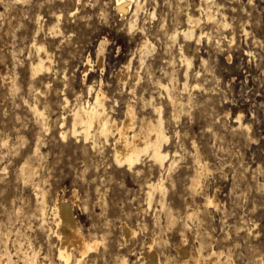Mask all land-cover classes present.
I'll return each instance as SVG.
<instances>
[{
    "label": "rangeland",
    "instance_id": "1",
    "mask_svg": "<svg viewBox=\"0 0 264 264\" xmlns=\"http://www.w3.org/2000/svg\"><path fill=\"white\" fill-rule=\"evenodd\" d=\"M84 2L77 9L74 0H0V252L6 243L9 264L30 252L41 264H62L50 208L74 198L79 229L100 241L85 264H140L149 245L161 264H194L211 252L223 264H264V0H139L133 28L114 0ZM206 5L213 20H205ZM188 15L200 18L199 41L181 34ZM35 45L52 54L37 77ZM127 70L124 81L116 76ZM159 83L181 102L176 118ZM99 89L117 121L127 103L140 117L162 106L169 173L148 155L133 169L117 165L103 139L90 149L59 137L62 117ZM35 98L46 109L42 125L29 110ZM29 169L36 173L27 177ZM161 177L164 208L159 193L148 206L146 185ZM125 224L135 230L127 241Z\"/></svg>",
    "mask_w": 264,
    "mask_h": 264
},
{
    "label": "bare ground",
    "instance_id": "2",
    "mask_svg": "<svg viewBox=\"0 0 264 264\" xmlns=\"http://www.w3.org/2000/svg\"><path fill=\"white\" fill-rule=\"evenodd\" d=\"M15 1L19 2V0ZM74 1L77 5V9H79V7L82 9L84 8V0ZM132 2L134 5L131 4ZM114 5L115 10L118 12V14L122 18L126 17L130 28L136 26L138 21V12L141 9L139 0H114ZM203 11L206 21L213 20V15L208 5L205 6ZM199 22L200 18H196L191 15L187 16V28L181 30V34L185 39L190 40L194 38L197 41L201 39L200 34L197 36L195 35V27L199 24ZM219 26H225V24L222 22L219 23ZM35 49L37 59L36 62L32 63L30 66L31 75L33 77L42 75V73H47L51 68L52 62L51 52L47 51L41 45H35ZM138 50L140 58L139 60L141 64L145 55L147 54V42L143 41ZM100 53H98L99 56ZM184 60L186 61L188 68V66L191 64V60L190 58H184ZM87 62H89V60H87ZM137 70L138 68L136 69L133 77L135 82H137L139 79ZM128 75V70L124 74H122L120 71H118L116 74V76L123 81ZM183 86H186V83H184ZM163 87L167 92V102L169 106L172 107V117L176 118L178 116L177 106H180L181 102H178L167 91L168 87ZM92 89V86H90L88 89L89 93L92 91ZM64 103L66 105L68 104L67 98H64ZM29 108V110L34 114L35 118L37 117L38 119H41L40 123L42 125V120H44L46 109L44 108L43 110H41L39 108L36 98ZM161 111L162 106L160 104L155 105L152 108V115L150 117H140L136 114L134 105L131 103H127L122 118L120 119V121H117V119L110 114V111L105 104L104 92L99 89L94 94V97L91 101L86 100L85 102L75 104V106L70 110L68 119L67 117H62L60 126L61 128H64V130L59 131V137H61V139L63 140L69 137L73 138L75 139V141H80L82 142V144L88 145L90 149H95L101 142L100 140L103 139V142L105 143L110 142L109 145L112 149L113 160L117 165L126 166L128 169H133L136 168L139 164L141 156L148 155L159 167L164 169L165 173H169L174 166V160L171 159L172 155L170 156V153L164 147L165 143L169 140V136L165 130V121L161 116ZM237 122L240 127L242 125L241 122ZM39 127L41 126L39 125ZM34 153H37V148L35 149ZM22 170L23 169H21L20 171ZM33 173H36V170L29 169L27 172V177H29ZM201 174L202 172H199L196 176H194L198 178ZM195 177L193 178L194 180H192L191 183V187L193 189L196 188L199 184V181L195 179ZM162 180L163 178L161 177L158 178L156 182L148 183L146 185L148 206L150 205L154 194L159 193L161 198H159L158 202L160 203L161 207L164 208L162 197L165 196L166 188L164 187ZM73 201L74 198L70 200L58 198L54 201L50 208L51 214L53 215V220L57 227L56 231L54 232V236L57 241L55 253L57 259L62 264H85V258L90 257V253L94 252L98 248L100 241L95 236V238L87 237L79 229L72 213L71 204L73 203ZM206 203L208 205L214 204L213 200L209 198L207 199ZM39 204L41 222L45 223V215L48 207L45 202L43 193L41 194ZM141 213L142 212H140V215ZM190 216L191 214L188 215V217ZM134 234L135 230H133L131 227L126 224L122 226V235L125 241H127L129 237ZM101 239L103 240V236ZM3 244L4 249L2 253L0 252V261L1 258L4 257L7 259V263L9 264L11 262V255L9 250L7 249L6 243ZM147 248L148 249L146 251L141 252L140 256L142 260L140 264H161L158 253L153 249V247L149 245V247ZM178 253L181 256V260H185L186 258H188V253L184 248L179 249ZM22 256L23 262L21 263L23 264H41V262L38 260V255L36 252H30ZM94 262V259L91 258V264H94ZM193 263L223 264L215 252L207 254V258L200 256L199 258L194 259ZM46 264L53 263L49 262ZM116 264L129 263L125 257H122Z\"/></svg>",
    "mask_w": 264,
    "mask_h": 264
}]
</instances>
